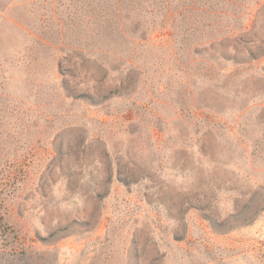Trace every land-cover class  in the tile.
Here are the masks:
<instances>
[{
	"label": "rangeland",
	"instance_id": "1",
	"mask_svg": "<svg viewBox=\"0 0 264 264\" xmlns=\"http://www.w3.org/2000/svg\"><path fill=\"white\" fill-rule=\"evenodd\" d=\"M105 11L0 0V264H264V6L191 56Z\"/></svg>",
	"mask_w": 264,
	"mask_h": 264
},
{
	"label": "trees",
	"instance_id": "2",
	"mask_svg": "<svg viewBox=\"0 0 264 264\" xmlns=\"http://www.w3.org/2000/svg\"><path fill=\"white\" fill-rule=\"evenodd\" d=\"M104 5L108 34L116 16L120 35L133 44L131 56L155 46L160 37H167L163 43L173 56H191L216 44H233L236 50L249 33L246 16L263 7L264 0H104Z\"/></svg>",
	"mask_w": 264,
	"mask_h": 264
}]
</instances>
